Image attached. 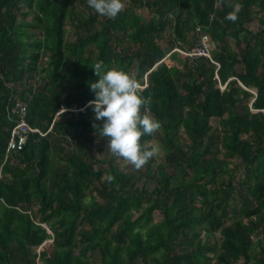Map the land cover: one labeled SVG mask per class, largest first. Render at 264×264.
Segmentation results:
<instances>
[{
	"label": "trees",
	"instance_id": "obj_1",
	"mask_svg": "<svg viewBox=\"0 0 264 264\" xmlns=\"http://www.w3.org/2000/svg\"><path fill=\"white\" fill-rule=\"evenodd\" d=\"M198 28L212 60L182 52ZM101 60L143 85L161 164L99 136ZM17 103L39 132L8 152ZM0 264H264V0H0Z\"/></svg>",
	"mask_w": 264,
	"mask_h": 264
},
{
	"label": "clouds",
	"instance_id": "obj_2",
	"mask_svg": "<svg viewBox=\"0 0 264 264\" xmlns=\"http://www.w3.org/2000/svg\"><path fill=\"white\" fill-rule=\"evenodd\" d=\"M88 5L100 15L117 17L125 8V0H88ZM239 4L228 14L237 19ZM98 76L90 81L94 99L90 100L94 118L101 123L99 136L108 139L107 149L134 165L143 167L159 151V146L142 139L161 127V121L150 114L141 82L123 67H109L104 61L93 66Z\"/></svg>",
	"mask_w": 264,
	"mask_h": 264
},
{
	"label": "built area",
	"instance_id": "obj_3",
	"mask_svg": "<svg viewBox=\"0 0 264 264\" xmlns=\"http://www.w3.org/2000/svg\"><path fill=\"white\" fill-rule=\"evenodd\" d=\"M200 35L199 44L190 53L182 51L184 54L191 57H207L212 60V50L214 48V43L209 35L204 33L201 28L197 29ZM180 51V50H179ZM15 110L18 114V121L16 126L11 132V137L9 140L8 152L20 151L22 150L29 137L32 133L39 132V130L32 128L27 121L28 109L21 103H17Z\"/></svg>",
	"mask_w": 264,
	"mask_h": 264
},
{
	"label": "rangeland",
	"instance_id": "obj_4",
	"mask_svg": "<svg viewBox=\"0 0 264 264\" xmlns=\"http://www.w3.org/2000/svg\"><path fill=\"white\" fill-rule=\"evenodd\" d=\"M141 13H142V15L145 16V17H146L147 14H148L146 10H145V11H142ZM257 26H258V25H257L256 22H255V23L252 24L251 27H252V29H253V28H254V29H257ZM64 118H66V117H63V116H62V117H61V116L59 117V119H61V120L64 119ZM151 144H155V145H158V146H159V151H158V153H157L154 157L156 158V162L161 164L162 162H164V158H165V155H166V151H165V149L162 147V145H161L159 142H155V141H154V142H151L150 145H151ZM102 155H103V154H100L98 151L96 152V156H101V157H102ZM103 156H104V155H103ZM117 157H118V156H117ZM126 162H127V161H126ZM155 219H156L157 222H160V221L162 220V217H161L159 214H157V215L155 216ZM220 238H221V236H220L219 233H216V234L214 235V240L217 241L218 239L220 240ZM50 245H51V242H49V243L47 244V246L44 247L45 249L49 250V252L51 251V246H50ZM50 253H51V252H50Z\"/></svg>",
	"mask_w": 264,
	"mask_h": 264
}]
</instances>
